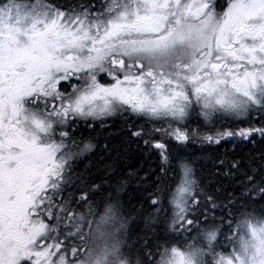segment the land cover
I'll use <instances>...</instances> for the list:
<instances>
[{
    "label": "snow or ice",
    "instance_id": "1",
    "mask_svg": "<svg viewBox=\"0 0 264 264\" xmlns=\"http://www.w3.org/2000/svg\"><path fill=\"white\" fill-rule=\"evenodd\" d=\"M0 264H264V0H0Z\"/></svg>",
    "mask_w": 264,
    "mask_h": 264
},
{
    "label": "trees",
    "instance_id": "2",
    "mask_svg": "<svg viewBox=\"0 0 264 264\" xmlns=\"http://www.w3.org/2000/svg\"><path fill=\"white\" fill-rule=\"evenodd\" d=\"M222 1V0H221ZM226 146V145H225ZM224 146V147H225ZM258 147V146H257ZM225 148H227V149H230L231 148V144L229 143V146H226ZM224 150V148H221L220 149V151H223ZM129 163H132V164H135V163H137V162H135V161H133V162H129ZM85 164H87V161H85Z\"/></svg>",
    "mask_w": 264,
    "mask_h": 264
},
{
    "label": "flooded vegetation",
    "instance_id": "3",
    "mask_svg": "<svg viewBox=\"0 0 264 264\" xmlns=\"http://www.w3.org/2000/svg\"><path fill=\"white\" fill-rule=\"evenodd\" d=\"M243 126H244V125H240V127H243ZM226 146H229V144H227ZM226 146H225V147H226Z\"/></svg>",
    "mask_w": 264,
    "mask_h": 264
},
{
    "label": "rangeland",
    "instance_id": "4",
    "mask_svg": "<svg viewBox=\"0 0 264 264\" xmlns=\"http://www.w3.org/2000/svg\"><path fill=\"white\" fill-rule=\"evenodd\" d=\"M222 3L224 2V0L221 1Z\"/></svg>",
    "mask_w": 264,
    "mask_h": 264
}]
</instances>
